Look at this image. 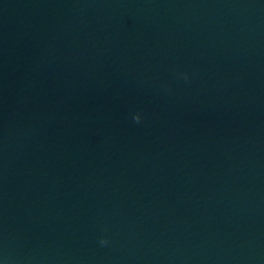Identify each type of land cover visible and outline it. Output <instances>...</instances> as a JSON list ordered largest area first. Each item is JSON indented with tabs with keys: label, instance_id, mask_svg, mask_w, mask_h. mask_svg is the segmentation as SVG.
<instances>
[{
	"label": "water",
	"instance_id": "95a60500",
	"mask_svg": "<svg viewBox=\"0 0 264 264\" xmlns=\"http://www.w3.org/2000/svg\"><path fill=\"white\" fill-rule=\"evenodd\" d=\"M0 264H264V0H0Z\"/></svg>",
	"mask_w": 264,
	"mask_h": 264
},
{
	"label": "clouds",
	"instance_id": "9594fccd",
	"mask_svg": "<svg viewBox=\"0 0 264 264\" xmlns=\"http://www.w3.org/2000/svg\"><path fill=\"white\" fill-rule=\"evenodd\" d=\"M134 119L136 120V122H139L141 117H140L139 114H137ZM101 243H107V241L106 240H102Z\"/></svg>",
	"mask_w": 264,
	"mask_h": 264
}]
</instances>
